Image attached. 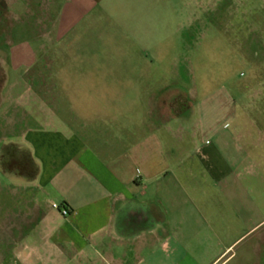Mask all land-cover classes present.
Masks as SVG:
<instances>
[{"label": "crops", "instance_id": "obj_1", "mask_svg": "<svg viewBox=\"0 0 264 264\" xmlns=\"http://www.w3.org/2000/svg\"><path fill=\"white\" fill-rule=\"evenodd\" d=\"M190 2L201 0L177 11L175 0H0V19L54 8L40 57L11 60L17 74L4 78L14 113L0 109V157L13 144L38 164L10 183L53 198L23 202L35 243L18 254L26 264H264V142H251L260 119L247 115V142H173L192 118L165 56L184 32L173 18L190 26ZM48 34L53 59L42 55ZM32 83L37 91H15Z\"/></svg>", "mask_w": 264, "mask_h": 264}, {"label": "rangeland", "instance_id": "obj_2", "mask_svg": "<svg viewBox=\"0 0 264 264\" xmlns=\"http://www.w3.org/2000/svg\"><path fill=\"white\" fill-rule=\"evenodd\" d=\"M181 7V0H175L174 9L181 10ZM187 10L191 13L190 26L186 18H173V29L179 32L182 28L184 32L177 34L165 56L168 69L173 70L175 76L171 88L180 90L186 99L189 96L185 109L189 110L192 118L187 127H173V142H204L203 138L209 139L208 142H247L245 125L248 114L250 119L253 116L260 119L262 126L259 127H264V0H201L199 4L190 2ZM196 10L198 18L192 16ZM52 11H45L41 20L30 19L21 13H17L19 17L16 18L0 19V103L4 101L0 109L5 113L12 107V90L3 89L4 78L17 74L11 62L40 57L38 31L39 28L43 31L52 29ZM12 29L15 35H7ZM24 40L28 44H21ZM44 41L43 58L53 59L54 34H48ZM98 42L102 43L101 40ZM101 53L112 61L120 59L118 52ZM28 70L21 73L27 76L37 74V67ZM46 75L51 74L47 72ZM30 86L26 84L25 88L20 84L15 91L20 92L21 87L22 91H37L36 83ZM17 100L18 106L21 105L22 101ZM205 110L206 119L213 122L211 129L209 121H203L202 112ZM10 111L14 113L15 109ZM3 116L6 120V114ZM215 130L221 131L218 140ZM7 134L8 131L0 129V140H5ZM251 142H264V131H254ZM17 167V164L9 165L0 159V264H26L28 260H23V255L18 254L26 246H35L33 238H27L30 226H26L28 220L22 211L24 200L31 196L30 193H35L43 203L53 201L50 195L37 194L25 185L10 183L9 178H24L23 173L15 171ZM11 188L16 191L12 193ZM36 212L30 210L28 216L33 218Z\"/></svg>", "mask_w": 264, "mask_h": 264}, {"label": "trees", "instance_id": "obj_3", "mask_svg": "<svg viewBox=\"0 0 264 264\" xmlns=\"http://www.w3.org/2000/svg\"><path fill=\"white\" fill-rule=\"evenodd\" d=\"M1 161L9 165L17 164L15 171L26 177H33L38 172V164L27 152L19 151L13 144L6 145L2 150ZM65 205V204H63Z\"/></svg>", "mask_w": 264, "mask_h": 264}, {"label": "built area", "instance_id": "obj_4", "mask_svg": "<svg viewBox=\"0 0 264 264\" xmlns=\"http://www.w3.org/2000/svg\"><path fill=\"white\" fill-rule=\"evenodd\" d=\"M53 207L57 208L64 216H68L71 212L70 208L63 204L53 203Z\"/></svg>", "mask_w": 264, "mask_h": 264}]
</instances>
